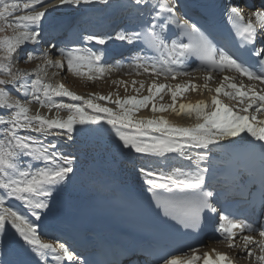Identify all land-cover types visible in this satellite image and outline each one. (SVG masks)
Listing matches in <instances>:
<instances>
[{
  "label": "snow or ice",
  "instance_id": "obj_1",
  "mask_svg": "<svg viewBox=\"0 0 264 264\" xmlns=\"http://www.w3.org/2000/svg\"><path fill=\"white\" fill-rule=\"evenodd\" d=\"M94 3L109 5V0H0V21L4 22L0 25V32L8 29L13 32L11 37H0V76L6 77L0 79V110H3L0 114V240L9 235L18 236L35 257L46 261L51 256L56 264L86 262L63 242H44L38 226L10 204L11 201L20 202L35 221H40L42 214L50 210L49 200L54 192L70 181V174L75 171V157L59 151L57 141L47 140L49 136L71 141L76 132L88 133L93 131L89 126L106 124L124 149L153 158L170 159L168 154H175L177 158L190 162V165L195 166L194 170L176 166L167 169L141 167L139 170L157 208L162 210L165 217L171 218L185 229L198 231L204 213L214 215L218 212L214 192L206 184L209 172L206 165L212 146L223 147L220 142L225 140L235 144V138L243 141L242 134H247L251 138L247 143L255 141L253 146H258L261 150L264 173V119L258 118V114H264V47L255 46L258 38H264V10H255L246 19L240 6L233 5L227 14L236 36L251 47L252 54L256 57L253 65L217 46L186 13L181 15L183 5L180 0H132L135 6L149 11L150 19L140 31H121L115 34L114 39L129 44L142 43L153 55H137L129 74L135 71L137 75L147 74L175 80L178 76H191L194 71L207 72L209 75L205 77L204 87L209 92L213 91L207 84L212 79V72L223 73L227 70L239 77H247L249 82L245 84L241 81L238 87L231 82L235 77L225 76L224 81H228L227 88L231 91H225L224 83L221 82L215 88L216 95L212 97L210 111L204 102H197L195 105L180 104L177 115H194L198 123L194 127H176L163 117L135 119L134 113L147 107L165 89L171 95L172 104L157 108L152 103L151 111L164 112L171 108L176 112L177 97L189 87L195 90V85H176L173 89L153 82L148 88L150 95L141 99L135 96L121 99L117 96L112 100V94L85 99L67 90L62 84L54 85L46 80L48 73L40 65L32 73L13 70L14 65L20 62L15 54L22 46L29 43L39 45L42 42L43 23L46 16L52 14L51 9L65 5L79 8L81 5ZM12 17L14 19L10 20ZM173 26L176 32L172 31ZM110 39L113 37L89 34L83 37V42L94 41L97 45H104ZM55 48L57 45L51 44L39 52V55L29 51L25 62L39 59L48 67L62 70L64 64L60 60L53 62L49 58ZM58 51L66 61L68 72L90 81L102 79L112 67H122L102 63L104 53L99 50L59 48ZM193 59L197 62L195 66L189 63ZM56 74L53 73L54 76ZM132 83L135 85L137 82ZM139 83L143 88L144 82ZM257 83L259 88L256 87ZM8 85L20 95H13L8 90ZM221 94L236 100L242 107L234 110L225 105L218 99ZM54 97H67L81 103H65ZM96 101H108L115 104L116 109L102 106ZM32 103L47 108L50 113L55 109L56 116L49 118L39 112L32 114L29 107ZM86 109H90L91 114ZM62 110L68 112L66 119L59 116ZM259 191V228L221 212L216 230L230 248L235 247V230L247 233L240 237L247 258H254L256 264H264V180ZM255 234L261 239L255 240ZM249 245H255L259 254L255 248L250 249ZM197 252V248L190 247L187 252L181 253L189 257L186 261L168 256L162 257L160 264H197L201 259L203 264H232L226 254L216 253L213 259L208 253L201 257ZM130 264L138 262L130 260Z\"/></svg>",
  "mask_w": 264,
  "mask_h": 264
},
{
  "label": "bare ground",
  "instance_id": "obj_2",
  "mask_svg": "<svg viewBox=\"0 0 264 264\" xmlns=\"http://www.w3.org/2000/svg\"><path fill=\"white\" fill-rule=\"evenodd\" d=\"M115 1L116 0H109V5L94 3V4H91V5H81L79 8H75L73 6L65 5L62 8L51 9L50 11H51L52 14L46 16V19H45V21L43 23L44 32H43V40H42V42L45 41V37L47 35H50V31H54L55 26H58V24H59V22L61 20L69 19L75 13H78V12H81L82 10L88 9L90 7H93L94 5H99V7L101 9L105 8V6H107L108 8H111V3L115 2ZM12 19H14V17L10 18V20H12ZM42 42H41L40 45H35V44L29 43V44H27L25 46H22L21 49L18 50V53L20 55H16V57H18L19 60H20L23 57H26V55H27V53L29 51H32L34 55H39V52L43 51V47L45 48V44L42 43ZM49 58H50V56H49ZM50 59L54 62L53 58H50ZM59 60L64 64L65 70L63 72H57V70L54 67H48L47 65L44 64V62L42 60H39V59H34V61H35L34 67L32 69H30V70L25 71V72H29V73L35 72L37 70V66L40 65L41 67L45 68L47 73H48V75L45 77V79L50 81L54 85L59 84V82L63 81L62 80L63 78L61 77L62 76L61 74L64 73L67 70L66 61H64L62 58L59 59ZM120 70L127 71L129 69L125 70V69H122V68L119 69L117 67H112L110 71H107L105 73V75L103 77V78H105L104 80L107 79V82H109V80H111L110 82L112 84H114L113 81L121 82V80L118 77V74H119ZM133 72H135V71H133ZM199 72H201V71H194L191 76H178L175 80H173L171 78H169V79H164L163 77L156 78V77H151L149 75L140 74V77H142L143 80L146 79V81H147L146 84H148L147 86L144 87L143 91L140 92V93L143 94V97L150 95V93L148 91V88H149L150 85L153 84V82H155L157 85L164 84L166 86H171L173 89H175L176 85H181V86L195 85L196 89L192 90L191 87H189L187 91L183 92L181 95H179L177 97V100H176V112H174L171 108H168L167 111L153 113L151 111L152 103H155L157 108H159L161 105H164V106L167 107V106L172 104L171 95L167 91V89H165L160 94V96L155 97L154 100L152 101V103H149V105L147 107H143L139 111H135L134 118L135 119H145V120H147V119H158V118L163 117L165 120H167L169 122V124H171L173 126H176V127H194L198 123V121L195 119L194 115L189 116L186 113H180L179 115H177V112H179V105L180 104H193V105H195L197 102H204L205 104H207L209 106L207 110L210 111L211 110L212 97L214 95H216L215 88L219 87L221 85V82L224 83L225 91H231V89L227 88L228 81H223L218 76H214V75H211L212 79L207 82L208 87L212 88L213 91L212 92L207 91V89L204 87V85H205V77L208 76V75L205 74V73H199ZM53 73H57V74L54 76ZM32 78H34V77H29V79H32ZM122 80H124V79L122 78ZM124 84L126 85L127 83L125 82ZM132 86H129V87H131L130 89L127 88V89H129V93H125V94H123L124 92L122 93V95H124V96H122L123 98L132 97V95L135 92L137 93V91H139V90H137V91L134 92L135 87H132ZM8 90H10V92L11 91L12 92L15 91L10 86H9ZM67 90H69V89H67ZM76 95L81 96L79 94H76ZM134 96L137 99L143 98L142 96H136L135 94H134ZM81 97H84L85 99L89 98L88 96H81ZM161 97H162V99H161ZM116 98L117 97L112 96V100H115ZM54 99L57 100V101H63L65 103H74L73 101H71L67 97H54ZM218 99H220V100L222 99L221 95L218 96ZM96 102L100 103L102 106L111 107L114 110L116 109V105L113 104V103H110L108 101H107V104H102L100 101H96ZM75 103L78 104V103H81V102L80 101H76ZM29 107H30L31 113L34 112V114L36 112H38V110H39V108H38L39 106L35 107L32 104H30ZM240 107H242V105H240L238 107V109ZM86 111L89 114H91V110L90 109H86ZM65 112H66V110H65ZM65 112L60 111L59 116L60 117L63 116V114ZM250 112H251V110H250ZM2 113H3V111H0V114H2ZM43 113H44V111H43ZM66 113H68V112H66ZM51 115H55L56 116V112L51 113ZM100 115H103V114H100ZM46 116H48V115H46ZM262 116H264V114H258V118L259 119H262ZM64 119H66V118H64ZM99 126L101 128H98V129H102V130L99 131V132H102V136H100L101 134H99V132H96V133H93V132L90 133L89 132L90 134H86V135H81V134H79L80 132L79 133L76 132V133L73 134L74 138L71 141L66 140L65 138H62V137L49 136L47 138V140H55V141H57V143L59 145L58 150L61 151L64 155L75 157V160L73 161V167H77V169H76V171H74L73 174H76L78 177H82L81 175L84 173L85 174L84 177H89V173L84 171L85 168H86L85 163L88 160L96 159L97 156L94 155V153L96 151H100L101 155H106L108 158H113L114 161H115V163L113 165H111L110 168H108L109 167L108 163L99 164V169H101L102 171H106V170H109L111 168H114L117 165V163H119V168H117L116 171H119L121 169L120 167H122V171H123L122 174L130 173L129 170H128V168L130 166L127 165V164L121 163L122 162L121 159H122L123 156L124 157L127 156L126 158H129V159L134 157L136 165H138V169H140L141 167H146V168L150 167V166L154 167L157 164V160L155 158H153V157H145V156L140 155V154L136 155V153H134V152H128L126 154H123V152H122V154H117V152H116L117 150L115 151L117 145L114 148H111L110 142L106 141L107 137L111 138V132H108V129L110 128V126H108L106 124L99 125ZM0 127H2V126H0ZM103 128H105V129H103ZM107 134H109V135H107ZM112 137H113V135H112ZM104 142L106 143L105 146H104ZM96 143H98V144H96ZM235 145H238V144L235 143ZM119 148H121L122 151L125 150L121 146L118 147V150H119ZM79 155L83 156L84 160L76 159ZM168 155H170V154H168ZM171 155H173V157H174V154H171ZM161 159L165 160L167 158H161ZM176 159H177V157L170 158L169 160H165V161L161 160V163L162 162H164V163H168V162L175 163ZM179 160L181 161V159H179ZM181 164H182V161H181ZM139 165H141V166H139ZM174 166L179 167L176 164ZM111 171L112 172H116L114 169H112ZM216 203H217V201H216ZM10 204L16 211L20 212L23 215L28 216V218L31 221H33L32 218H31V215L27 212V209L24 208V206L20 202L11 201ZM256 216H258V213H257ZM255 228H257V227H255ZM20 241L21 240L18 238V236H14V235L6 236L2 240H0V264H8L12 257H14V259L19 258L17 254L15 256H12L9 253V250L7 249V247H9V249L12 248V247H16L17 244ZM49 243H51V242H49ZM231 256L234 259L237 260V258L234 256V253H232Z\"/></svg>",
  "mask_w": 264,
  "mask_h": 264
},
{
  "label": "rangeland",
  "instance_id": "obj_3",
  "mask_svg": "<svg viewBox=\"0 0 264 264\" xmlns=\"http://www.w3.org/2000/svg\"><path fill=\"white\" fill-rule=\"evenodd\" d=\"M4 22L3 21H0V25H2ZM13 35V32H12V30L11 29H8L7 31H5V32H0V37H3V36H9V37H11ZM15 55H20L18 52L15 54ZM26 58H27V55H26V57H23L22 59H20V62L19 63H17V64H15L14 65V69L13 70H16V69H19V70H21V71H27V70H30V69H32L33 67H34V64H35V61H34V59L33 60H31V61H28V62H25L26 61ZM121 74V75H120ZM62 76V80L63 81H61V82H59V84H62L64 87H66L67 89H69V91H71V92H73L74 94H79V95H81V96H88L89 94L88 93H91V94H94V95H103V96H108L109 94H112V96H115V97H117V96H119V97H121L122 99H124L122 96H124V95H122V93L123 94H125V93H129V89L131 88V87H129V86H132L133 85V81H138L136 84H135V86L133 85L132 87H135V90H134V92L135 91H137V90H139V91H137V93L135 92L134 94L136 95V96H142L143 97V94L142 93H140V92H142L143 91V89H144V87L145 86H147L148 84H146L147 83V81H146V79L145 80H143V78L142 77H140V74L137 76V74L134 72L133 74H128V73H119L118 74V77H119V79L121 80V83H118V84H112L110 81L111 80H109V82H107V79L106 80H104L103 82H101V81H97V82H94V83H90V82H88V81H85V79L83 78V79H81V77H79V76H76V75H74V74H72L71 72H68V70H66L64 73H62L61 74ZM128 75V76H127ZM134 75V76H133ZM86 78V77H85ZM122 78L124 79V80H122ZM134 78V79H133ZM0 79H6V77H4V76H0ZM127 80V81H126ZM123 81V82H122ZM129 81V82H128ZM140 81H143L144 82V87L141 89V87H140ZM127 83L126 85L124 84V83ZM96 83V84H95ZM110 83V84H109ZM122 84V85H121ZM113 85V86H112ZM9 86L11 87V85H8V88H9ZM138 86V87H137ZM127 88H129V89H127ZM137 88V89H136ZM139 88V89H138ZM125 90V91H124ZM10 91V90H9ZM77 92V93H76ZM11 93L13 94V95H16V96H18L19 94L16 92V91H11ZM17 93V94H16ZM118 93V94H117ZM134 94L132 95V96H134ZM140 94V95H139ZM221 96L222 97H224V98H226V99H228V100H231L233 103H238L236 100H232V99H230L229 97H226V96H224L223 94H221ZM89 97V96H88ZM127 97V96H126ZM35 103H32V105L33 106H35V107H38L39 105L38 104H35ZM239 104V103H238ZM240 105H238V107H239ZM39 108V110H38V112L41 114V115H48V117L49 118H53V117H55V115H51V113H54V112H56L54 109V111L52 110V112L50 113L49 111H48V109L47 108H40V107H38ZM0 111H3V110H0ZM41 111V112H40ZM43 111H44V113H43ZM62 112H65V111H62ZM67 112V111H66ZM65 112V113H66ZM63 114V116H61L60 118H62V119H64V118H67V114L68 113H66V114ZM32 114H34V112L32 113ZM79 127V126H78ZM89 127H91L92 129H93V131H91L90 133H96V132H99L100 130H102V129H98V128H101L99 125H92V126H89ZM103 129H105V128H103ZM107 129V128H106ZM127 131V130H126ZM108 132H110V130L108 129ZM79 133V132H78ZM89 132L88 133H79V134H81V135H86V134H90ZM29 134H33V135H35L34 133H29ZM99 134H101L100 136H102V132H99ZM98 134V135H99ZM105 134V133H104ZM106 135V134H105ZM107 135H109V134H107ZM115 136L113 135V137H112V133H111V138L110 137H107L106 138V141H108V142H110V144H111V148H114L116 145V149H115V151L117 152V154H122V152H123V154H126V153H128V152H131V151H129L128 149H125L124 151H122L121 150V148H119V150H118V147H120L119 145H120V142L116 139V138H114ZM105 142H104V146H105ZM124 149V148H123ZM121 150V151H120ZM136 155H138V154H136ZM135 155V156H136ZM169 157H171V158H175L176 157V155L174 154V157H173V155H168ZM127 157V156H126ZM165 158H168V157H165ZM180 160H179V158H177L176 160H175V163L174 164H176V165H178L179 163H180V165H182L181 164V161L179 162ZM255 237H256V235H254V239H255ZM212 243V241H210V242H208L207 243V246L209 245V244H211ZM228 246V245H227ZM215 247V246H214ZM229 247V246H228ZM249 248L250 249H252V248H255V245H249ZM234 252H235V254H238V257L239 258H245V256L247 255V253H245V250H244V248H243V241H242V239H238V240H236V245H235V247L234 248H231ZM258 248H255V251H256V253H259V252H257L258 250H257ZM237 258V257H236ZM251 259V258H250ZM252 260V259H251Z\"/></svg>",
  "mask_w": 264,
  "mask_h": 264
}]
</instances>
